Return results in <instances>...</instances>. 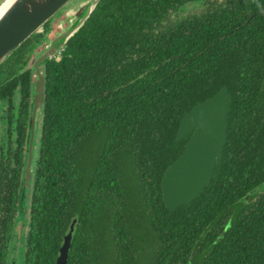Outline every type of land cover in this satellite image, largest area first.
I'll return each mask as SVG.
<instances>
[{"label": "trees", "instance_id": "trees-1", "mask_svg": "<svg viewBox=\"0 0 264 264\" xmlns=\"http://www.w3.org/2000/svg\"><path fill=\"white\" fill-rule=\"evenodd\" d=\"M192 1L100 0L46 61L29 202L19 200L26 66L50 22L0 65L14 142L0 264H56L75 219L68 264H264V0H205L201 14L179 18ZM222 87L231 96L223 159L196 200L170 211L162 180L191 136L177 138L180 123Z\"/></svg>", "mask_w": 264, "mask_h": 264}, {"label": "water", "instance_id": "water-1", "mask_svg": "<svg viewBox=\"0 0 264 264\" xmlns=\"http://www.w3.org/2000/svg\"><path fill=\"white\" fill-rule=\"evenodd\" d=\"M70 1L72 0H5L0 5V65L33 34L40 32ZM99 1H90L83 7V10H87L84 22ZM90 4L92 9L88 10ZM84 22L74 32L70 33L68 30L53 38L34 61L32 69L35 71V79L31 89V116L21 173L20 201L24 199L29 202L32 194L35 148L46 96L45 69L42 66L47 60L56 57ZM230 104L229 89L222 87L215 96L194 106L182 119L177 138L182 139L189 134L191 136L162 180L163 200L170 211L191 204L211 183L215 168L223 159ZM25 201L20 205L23 206ZM24 215L26 217L27 212ZM76 222L75 219L64 237L56 264H68Z\"/></svg>", "mask_w": 264, "mask_h": 264}, {"label": "rangeland", "instance_id": "rangeland-1", "mask_svg": "<svg viewBox=\"0 0 264 264\" xmlns=\"http://www.w3.org/2000/svg\"><path fill=\"white\" fill-rule=\"evenodd\" d=\"M5 0H2L0 2V5L4 2ZM93 0H72L70 1L62 10H60L52 19L49 20V27L51 32L46 36L45 40H41L39 43L36 44L35 49L32 53H30V57L27 63V68H32L34 61L36 60L37 56L41 54V52L44 49L45 43H48L55 38L58 35H61L65 31H68L70 33L74 32L79 25L84 22L86 18V13L87 10L86 8L83 10L82 7H86V5ZM202 3L204 5L205 9V0ZM214 0H206V2H212ZM218 4H223L225 0H218ZM92 4V3H91ZM91 4L90 6L87 7V9L91 10ZM189 7L193 6L192 4L188 5ZM93 7V6H92ZM200 9H195L193 6L191 9L190 8H185L181 11L179 14V18L185 17L186 15H191L194 12L199 13ZM45 31V26L43 27L42 30H40V33H43ZM49 40V41H48ZM68 42V41H67ZM66 45V44H65ZM65 47V46H64ZM64 47L61 49L59 53H57L56 57H59L61 52L64 50ZM55 57V58H56ZM35 75V73H34ZM3 80V76L1 78ZM1 107V106H0ZM22 224V223H21ZM21 224H17L16 227L14 228V233L15 236H13V243L10 245V249H12V258L15 259L18 248L22 247V242L19 239L24 238V234L27 233L26 228L23 229ZM26 230V231H25Z\"/></svg>", "mask_w": 264, "mask_h": 264}, {"label": "flooded vegetation", "instance_id": "flooded-vegetation-1", "mask_svg": "<svg viewBox=\"0 0 264 264\" xmlns=\"http://www.w3.org/2000/svg\"><path fill=\"white\" fill-rule=\"evenodd\" d=\"M1 1L2 0H0V2ZM192 4L193 6L196 4V6H194L195 9H200L199 13H195V12L194 13L201 14L202 11L204 10V5L202 4V2L200 0H197L196 2L192 1ZM46 44L47 42L45 43L44 48L46 47ZM42 67H45V65H43ZM31 70L33 69L31 68ZM34 73L35 71L33 70V73H32L33 79H35ZM8 106L9 105L5 104L2 107H0V199L2 197L9 198V162L13 163V160H12L13 154L9 157V147L12 146L14 142L11 137V132L9 131L10 130L9 124H10L11 116L8 114V111H9ZM40 120L42 121V117ZM27 133H28V130H27ZM25 151H26V142L24 145V154H25ZM36 151H37V147H36ZM36 151H35V159H36ZM23 160H24V156H23ZM4 212H5L4 210L0 211V213H4ZM16 213H19V212L16 211ZM22 227L24 229L25 226L22 225ZM2 238H3V235L0 234V247L3 245L1 241H3L4 239ZM19 249L20 248H18L17 254L19 253ZM8 253H9V249H8ZM6 264H9V256L6 258Z\"/></svg>", "mask_w": 264, "mask_h": 264}, {"label": "bare ground", "instance_id": "bare-ground-1", "mask_svg": "<svg viewBox=\"0 0 264 264\" xmlns=\"http://www.w3.org/2000/svg\"><path fill=\"white\" fill-rule=\"evenodd\" d=\"M9 1V0H8ZM83 8V7H82Z\"/></svg>", "mask_w": 264, "mask_h": 264}]
</instances>
